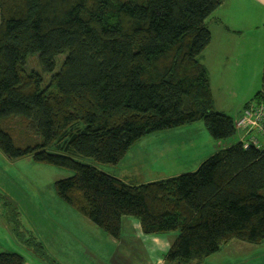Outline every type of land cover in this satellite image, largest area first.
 Returning <instances> with one entry per match:
<instances>
[{
    "label": "trees",
    "instance_id": "16d2710c",
    "mask_svg": "<svg viewBox=\"0 0 264 264\" xmlns=\"http://www.w3.org/2000/svg\"><path fill=\"white\" fill-rule=\"evenodd\" d=\"M221 4L0 0V151L72 171L56 182L58 196L115 239L124 217L137 218L145 234L177 231L165 264H200L232 240L264 242V147L241 141L194 172L140 185L73 156L116 166L142 138L197 121L216 141L235 136V119L214 110L202 64L207 21ZM35 54L40 72L26 67ZM250 104H264V95ZM13 118L39 141L17 146L3 127ZM0 264L24 259L0 253Z\"/></svg>",
    "mask_w": 264,
    "mask_h": 264
},
{
    "label": "rangeland",
    "instance_id": "374dc122",
    "mask_svg": "<svg viewBox=\"0 0 264 264\" xmlns=\"http://www.w3.org/2000/svg\"><path fill=\"white\" fill-rule=\"evenodd\" d=\"M63 60V55L56 58L55 72L60 70ZM26 67L28 71H41L37 54L28 57ZM50 77V74L43 75L44 85ZM228 82L223 94L215 83L216 106L231 117H235L233 113L243 105L244 99L248 103L257 92L264 90L263 77L244 76ZM3 127L11 132L17 146L39 141L19 118L4 122ZM240 135L242 131L237 130L234 137L216 141L204 123L197 121L142 138L116 166L73 157L128 184L140 185L194 172L206 159L236 143ZM72 175L70 170L37 163L30 157L10 160L0 151V253L19 254L24 264H160V260L165 261L179 234L177 231L145 234L137 218L124 217L120 238H113L58 196L56 182ZM200 264H264V242L252 245L232 240Z\"/></svg>",
    "mask_w": 264,
    "mask_h": 264
},
{
    "label": "crops",
    "instance_id": "0c3cea01",
    "mask_svg": "<svg viewBox=\"0 0 264 264\" xmlns=\"http://www.w3.org/2000/svg\"><path fill=\"white\" fill-rule=\"evenodd\" d=\"M207 24L212 40L202 55V64L209 74L214 110L226 114L216 106L215 83L222 94L228 80L238 77H263L264 83V0H222L221 6L208 19ZM256 83L253 86L256 87ZM258 93L264 95V90L255 95ZM244 100L243 105L238 106L233 113V119L236 120L241 115L247 104V99ZM243 135L234 142L245 141ZM261 142L264 145V139L261 138ZM138 224L140 226L139 220ZM159 263L165 264V261L160 260Z\"/></svg>",
    "mask_w": 264,
    "mask_h": 264
},
{
    "label": "built area",
    "instance_id": "2783aa9c",
    "mask_svg": "<svg viewBox=\"0 0 264 264\" xmlns=\"http://www.w3.org/2000/svg\"><path fill=\"white\" fill-rule=\"evenodd\" d=\"M235 127L244 134V144L263 148L261 138L264 139V104H250L244 108L235 120Z\"/></svg>",
    "mask_w": 264,
    "mask_h": 264
}]
</instances>
